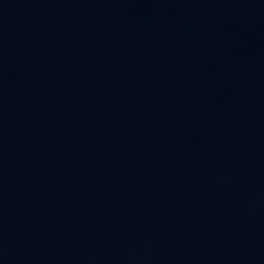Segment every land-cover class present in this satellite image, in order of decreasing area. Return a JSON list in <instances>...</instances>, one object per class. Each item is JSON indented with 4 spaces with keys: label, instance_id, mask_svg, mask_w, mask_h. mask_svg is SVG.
Listing matches in <instances>:
<instances>
[{
    "label": "water",
    "instance_id": "95a60500",
    "mask_svg": "<svg viewBox=\"0 0 264 264\" xmlns=\"http://www.w3.org/2000/svg\"><path fill=\"white\" fill-rule=\"evenodd\" d=\"M0 264H264V0H0Z\"/></svg>",
    "mask_w": 264,
    "mask_h": 264
}]
</instances>
